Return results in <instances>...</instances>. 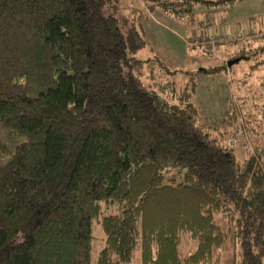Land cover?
<instances>
[{"label": "trees", "instance_id": "obj_1", "mask_svg": "<svg viewBox=\"0 0 264 264\" xmlns=\"http://www.w3.org/2000/svg\"><path fill=\"white\" fill-rule=\"evenodd\" d=\"M236 1L145 7L181 20ZM111 2L0 0V264H128L136 246L139 264H264L261 148L236 159L189 100L192 76L264 45L176 93L155 55L129 56L145 42ZM92 221L103 245L90 262ZM181 235L194 241L182 258Z\"/></svg>", "mask_w": 264, "mask_h": 264}, {"label": "rangeland", "instance_id": "obj_2", "mask_svg": "<svg viewBox=\"0 0 264 264\" xmlns=\"http://www.w3.org/2000/svg\"><path fill=\"white\" fill-rule=\"evenodd\" d=\"M149 2L112 0L111 4L120 26L124 29L133 22L145 42L129 56L144 60L155 55L173 71L171 79L176 93L184 86L189 87L188 77L197 69L217 66L237 53L264 45V0H238L227 7L194 6L191 15L181 20L159 10L150 13L145 7ZM192 41L202 44L191 46ZM208 41L213 42L212 46L206 44ZM263 56V53L256 57L258 59L248 56L231 64L224 72L199 77L197 83L196 77L191 79L195 84L189 100L196 110L198 126L209 138L232 151L238 160L259 147L264 162V65H254ZM145 72L142 70L140 79L147 85L151 82L144 80ZM162 78H155L153 82L162 83ZM158 96L164 95L159 92ZM227 103L231 107H227ZM169 170L163 173V181L178 182L181 171L174 175L173 170ZM90 232L89 260L93 262L103 245V234L93 221ZM193 248L194 241L181 235L179 256L184 257ZM225 249L216 252L217 255L225 256L228 248ZM128 264H139L138 246L132 250Z\"/></svg>", "mask_w": 264, "mask_h": 264}, {"label": "built area", "instance_id": "obj_3", "mask_svg": "<svg viewBox=\"0 0 264 264\" xmlns=\"http://www.w3.org/2000/svg\"><path fill=\"white\" fill-rule=\"evenodd\" d=\"M216 39L219 40V37H217ZM185 43L188 44V42H185ZM212 43H213V42H210V41L206 42V44H209V45H211V46H212ZM201 44H202V43H201L200 41H192V42L190 43L191 46H192V45H201Z\"/></svg>", "mask_w": 264, "mask_h": 264}, {"label": "water", "instance_id": "obj_4", "mask_svg": "<svg viewBox=\"0 0 264 264\" xmlns=\"http://www.w3.org/2000/svg\"><path fill=\"white\" fill-rule=\"evenodd\" d=\"M236 62H237L236 59L229 60V61L226 62V66L228 67V66H230L231 64H234V63H236Z\"/></svg>", "mask_w": 264, "mask_h": 264}]
</instances>
